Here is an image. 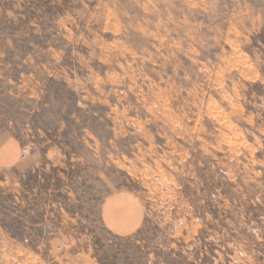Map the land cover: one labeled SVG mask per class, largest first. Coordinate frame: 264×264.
Listing matches in <instances>:
<instances>
[{"label":"rangeland","instance_id":"obj_1","mask_svg":"<svg viewBox=\"0 0 264 264\" xmlns=\"http://www.w3.org/2000/svg\"><path fill=\"white\" fill-rule=\"evenodd\" d=\"M0 264H264V0H0Z\"/></svg>","mask_w":264,"mask_h":264},{"label":"built area","instance_id":"obj_2","mask_svg":"<svg viewBox=\"0 0 264 264\" xmlns=\"http://www.w3.org/2000/svg\"><path fill=\"white\" fill-rule=\"evenodd\" d=\"M34 148V147H33ZM27 151H29V147H25L24 149H23V154H25V152H27Z\"/></svg>","mask_w":264,"mask_h":264}]
</instances>
